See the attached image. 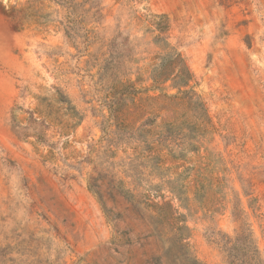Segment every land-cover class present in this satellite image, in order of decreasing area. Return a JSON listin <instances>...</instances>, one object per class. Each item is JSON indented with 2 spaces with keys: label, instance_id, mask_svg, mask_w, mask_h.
I'll use <instances>...</instances> for the list:
<instances>
[{
  "label": "rangeland",
  "instance_id": "obj_1",
  "mask_svg": "<svg viewBox=\"0 0 264 264\" xmlns=\"http://www.w3.org/2000/svg\"><path fill=\"white\" fill-rule=\"evenodd\" d=\"M241 232L264 260V0H0V264H227Z\"/></svg>",
  "mask_w": 264,
  "mask_h": 264
},
{
  "label": "trees",
  "instance_id": "obj_2",
  "mask_svg": "<svg viewBox=\"0 0 264 264\" xmlns=\"http://www.w3.org/2000/svg\"><path fill=\"white\" fill-rule=\"evenodd\" d=\"M168 206L170 208V205ZM184 231H188V227L184 222L181 225L174 223L172 226L173 243L181 248L186 247V244L183 242L186 235ZM220 246L227 264H264V260L260 257L259 250L253 241L251 233L241 232L233 238L225 235ZM193 260L197 264H204L198 261V259L194 258Z\"/></svg>",
  "mask_w": 264,
  "mask_h": 264
}]
</instances>
